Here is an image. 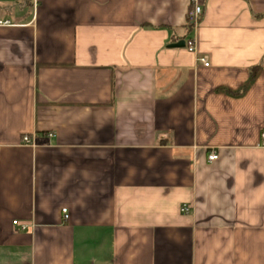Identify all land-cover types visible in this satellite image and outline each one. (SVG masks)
<instances>
[{"label":"crops","instance_id":"obj_1","mask_svg":"<svg viewBox=\"0 0 264 264\" xmlns=\"http://www.w3.org/2000/svg\"><path fill=\"white\" fill-rule=\"evenodd\" d=\"M263 132L264 0H0V264H264Z\"/></svg>","mask_w":264,"mask_h":264},{"label":"built area","instance_id":"obj_2","mask_svg":"<svg viewBox=\"0 0 264 264\" xmlns=\"http://www.w3.org/2000/svg\"><path fill=\"white\" fill-rule=\"evenodd\" d=\"M203 11H204L203 6H201L200 4L195 3L191 7V9L189 10V13H188L189 23L191 25H197L199 23V20H200L202 14H203ZM5 23H9V22H5ZM185 41H186L185 46H186L187 50L190 53H194V52L197 51V42H196V39L194 37H190V38L186 39ZM201 60L204 61L205 66H209L210 65V63L208 61H206L205 58H202ZM23 142H25L27 144L33 143L32 139L28 135H25L23 137ZM260 146L264 147V132L262 133V136H261ZM218 158H219V155H218V153L216 151H213V152H211L209 154V160L210 161L217 160ZM66 211L67 210L64 209V212H66ZM182 211L183 212L189 211V206L185 204L182 207ZM14 223L17 224L18 221L15 220ZM21 228L25 229V226L22 225Z\"/></svg>","mask_w":264,"mask_h":264},{"label":"water","instance_id":"obj_3","mask_svg":"<svg viewBox=\"0 0 264 264\" xmlns=\"http://www.w3.org/2000/svg\"><path fill=\"white\" fill-rule=\"evenodd\" d=\"M186 44L185 40L172 44L173 47H184Z\"/></svg>","mask_w":264,"mask_h":264},{"label":"trees","instance_id":"obj_4","mask_svg":"<svg viewBox=\"0 0 264 264\" xmlns=\"http://www.w3.org/2000/svg\"><path fill=\"white\" fill-rule=\"evenodd\" d=\"M258 66H256L255 68H257Z\"/></svg>","mask_w":264,"mask_h":264}]
</instances>
